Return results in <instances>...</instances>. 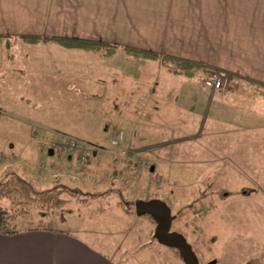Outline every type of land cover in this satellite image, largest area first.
Returning <instances> with one entry per match:
<instances>
[{
  "label": "rangeland",
  "instance_id": "obj_1",
  "mask_svg": "<svg viewBox=\"0 0 264 264\" xmlns=\"http://www.w3.org/2000/svg\"><path fill=\"white\" fill-rule=\"evenodd\" d=\"M79 6L80 3H38L35 5L37 9H33L48 16L40 14L41 17L36 18V12L27 6L33 16L25 20L30 23L44 20V24H50L53 31L82 30L91 37H115L118 33L125 37H141V40H160L162 37V43L169 52L264 78V33H218L215 32L217 28L208 32L212 28H207L205 23L201 26L202 21L208 20L200 18L193 19V33L172 34L169 30L190 29L182 25L189 19H162V25L159 18H95L86 16L89 11H81ZM105 13L111 12L104 10ZM132 25H137L139 30H154L151 34L135 33ZM117 26L123 28L118 30ZM197 30L199 32H195ZM99 55L51 42L31 44L13 40L8 45L0 44V181L19 175L32 182L38 190L58 186L63 190L61 197L66 200L62 208L29 203L19 188L11 186L6 197L0 200V206L14 217L15 228L51 226L53 220L43 218L67 212L69 207L84 200L83 197H88L86 200H91L92 209L96 210L98 199L90 196L99 188L114 189V201L132 214H136L135 201L138 199L161 198L167 202L176 215L172 230L187 238L200 264H240L256 256L260 258V264H264V188L259 191L258 181H250L239 170L230 168L224 155L218 151L222 147L205 143L204 138L194 136L198 130L184 125L191 116L198 118L197 114L190 112L191 105L196 108L201 105L198 108L202 111L206 110L208 103L196 95L199 87L192 79L205 85L212 78L220 79L221 88L214 89L222 93L241 80L222 71L197 66H187L186 76L172 74L170 67L160 60L123 51L110 57ZM77 58L104 59L103 63L99 62L101 65L93 66L98 72L95 74L97 77L92 75L88 78L87 85L93 89H89L92 94L87 97L78 95L80 92L67 86L68 80L57 66L61 59L66 64L67 59ZM117 71L118 82L114 83L111 76ZM108 75L110 80L104 78ZM139 77L157 81L172 91L167 93L168 105L161 113L141 115L133 120L131 127L136 122V129L142 133L140 138L139 133L136 134L134 144H131L127 129L122 128V124L125 127L130 125L131 116L128 113H111L114 110L109 100L115 90L121 95L131 91L133 80ZM102 79L105 82H100ZM97 91H103L102 94L108 97H99L100 92ZM172 96L180 98L173 101ZM192 96H196L194 102ZM200 117L204 118L203 115ZM121 133L124 134L123 140L115 144L114 139L119 141ZM65 135L86 141L91 163L95 162V152L102 156L105 153L103 148L111 145L114 149L106 151L107 159L116 161L122 158L123 168L114 172L111 167H106L105 162L104 174L97 170L90 172L86 166L79 165L77 152H60L54 156L74 153L78 164L72 167L65 180L57 177L52 181L50 175L53 174H48V171L53 169V165L47 150L52 141ZM251 147L253 156L250 162L256 164V157L264 154V145ZM242 148L251 152L248 147ZM254 153L258 155L254 156ZM131 156L135 162L133 165ZM153 166L157 170L151 176L149 171ZM260 180L264 182L263 178ZM60 182L66 184H58ZM247 189L249 192L243 194ZM121 190L125 194H119ZM214 200L217 208H211L210 202ZM201 203L204 207L199 210L197 207ZM207 206L211 209L208 210ZM140 217L142 219L133 228L131 224L124 227L135 228L132 236L123 233L127 238L124 241L126 245L135 234L145 235L151 229L148 238L141 236L134 242L137 244L138 240L143 242L147 239L141 248L150 250L153 264H185L176 249L160 244L154 238L156 222L147 215ZM99 221L102 223V218Z\"/></svg>",
  "mask_w": 264,
  "mask_h": 264
},
{
  "label": "crops",
  "instance_id": "obj_2",
  "mask_svg": "<svg viewBox=\"0 0 264 264\" xmlns=\"http://www.w3.org/2000/svg\"><path fill=\"white\" fill-rule=\"evenodd\" d=\"M24 3L31 4L26 5ZM38 3H80V10L89 11L86 16L95 18L103 16L134 19L159 18L162 25H164L162 19H189L182 22V25L190 29L169 30L172 34L181 32L193 33V19L200 18L208 20V22H201V26L205 23L207 28H212L208 32H213V29L217 28L215 32L218 33H264V0H0V35L5 36L0 41L1 45H8L13 40L24 41L22 38L24 36L90 39L118 43L122 46L153 51L160 55L188 59L202 65L223 69L238 80L240 79L241 81H238L224 93L215 90L209 82L205 85L200 84V81L196 79H192L196 82L197 88L199 87L196 95L202 96V100H207L208 103L206 110L202 111H200L201 108H198L201 105L197 107L198 109L196 106L191 105L190 112L197 114L198 118L191 116L184 125L198 130V133L194 136L204 138L205 143L222 147L218 151L228 161L227 165L232 169L239 170L250 181L260 182L259 184L257 183L259 188L255 186L259 191H263L264 182L260 178L264 179V154L257 156L258 154L254 153V156H257L255 161L257 165L251 164L250 160H252L253 156L251 146L264 145V78L169 52L162 43V37L160 40H151L150 38L141 40V37H125L119 33L115 37L104 35L91 37V35L85 34V31L82 30L76 32L72 30L68 32L53 31L49 28L50 24L49 26L44 24V20L36 23H30L25 20L29 16H33L30 10L33 8L37 9L35 5ZM27 6H31V9H28ZM35 9H33L36 12L35 15H37L35 17H41L40 14L42 13H38L40 11ZM104 10L111 13H105V15L103 14ZM44 15L48 16V14ZM136 26L132 25L135 33L151 34L152 30H154L149 29V31L147 28L139 30L136 29ZM169 26H172V24H169ZM199 26L200 22L198 23ZM129 27L131 28V24ZM142 27L144 28L143 25ZM122 28L117 26L118 30ZM195 32H199V30ZM70 49L81 50L77 48ZM82 59H67L66 64H63L64 60L62 61L61 59L57 66L67 78L69 83L67 86L80 92L78 95L87 97L92 94L89 89H93V87H90L91 85H87V82H89L88 78L92 75L97 77L95 74L98 70L95 67L101 65L99 62L103 63L104 59ZM93 66L95 67L93 68ZM165 68L167 67L165 66ZM171 73L173 74V72ZM116 75H118V71L111 76L114 83L118 82ZM106 77L110 80L109 75L104 78ZM144 79L141 77L134 79L136 82L134 83L133 80L131 91L124 92L121 95L120 92L115 93V90L110 100L107 99L114 110V112L110 111L111 113H128L131 116L130 125L127 124V127H125L122 124V128H126L129 133L128 138L131 144H134L133 139L136 134L139 133L140 136L138 135V137L140 138L142 133L136 129L137 124H135V121L131 127L133 120H137L141 115L148 116L150 113H161L162 109L167 108L166 106L168 105L167 93L169 94L172 91L166 90V86L159 85L157 81ZM102 81L105 82V79L100 82ZM200 90L201 93L199 92ZM78 92L75 93L77 94ZM97 92H100L99 97H108L106 92V95L102 94L103 91ZM96 95L98 96L97 93ZM171 98L173 101H177L180 97L177 96L175 98V96H172ZM195 98L196 96H192V102H194ZM194 109L198 111L194 112ZM211 112L213 113L212 116L210 115ZM202 115L204 118L200 117ZM242 147H248L251 152H247ZM113 149L111 145L108 148H103L105 153H102V156L95 152V162H89L86 170H90V172L97 170L98 173L104 174L105 162L106 167H111L114 172L118 168H123L122 158H117L116 161L111 158L112 162L107 159L106 151H113ZM48 153L50 163L53 165V169L48 171V174H53L52 176L50 175L52 181L57 177L62 181L65 180L66 176L72 172V167L74 165L77 167L78 160L74 158V153L73 155L69 154L60 157H55L50 151ZM129 154L132 155V153ZM132 158L131 156V164L133 162ZM156 170L157 167L153 166L149 174L152 176V173H155ZM251 171H254V173ZM58 184L66 183L60 182ZM248 192V189L244 190L243 194ZM95 193H93L95 196L92 195L90 198L98 199L96 210L92 209L91 200H86L88 197H83L85 201L77 202L75 206L69 207L67 212L43 218L52 219L54 223L51 226L39 225L30 228H17L13 233H0V264H153L152 258H150V250L141 248L147 242V239L143 242L138 240L137 244L134 242V239H140L141 236L148 238L151 229L145 235L135 234L130 243L126 245L124 241H127V238L123 233L132 236L135 229L132 228L142 218L137 214H132L130 210L125 211L121 204H117L114 201V189L99 188ZM119 194L123 195L125 191L121 190ZM210 203L211 208L216 207L215 200ZM202 206L204 207L201 203L197 208L200 210ZM211 208L207 206L208 210ZM216 208L214 209L216 210ZM112 217L114 218L112 219ZM99 218H102V223H100ZM130 224L132 228L129 226V228L124 229L126 225ZM158 250L162 249L158 248ZM260 261V258L256 256L247 258L240 264H260Z\"/></svg>",
  "mask_w": 264,
  "mask_h": 264
},
{
  "label": "trees",
  "instance_id": "obj_3",
  "mask_svg": "<svg viewBox=\"0 0 264 264\" xmlns=\"http://www.w3.org/2000/svg\"><path fill=\"white\" fill-rule=\"evenodd\" d=\"M5 36L0 35V41H2ZM23 40L27 43H39V42H53L60 45H64L69 48H77L85 51H93L97 54H100L105 57L113 56L115 53L119 51H123L125 53H130L135 56L147 57L149 59L160 60L164 65L169 66L171 72L174 74H184L186 68L189 66H197V67H206L212 68L217 71H222L232 75L231 73L218 69L215 67H210L207 65H202L200 63L179 58L170 55H160L153 51L122 46L118 43H109L102 42L90 39H76V38H66V37H58V36H24ZM188 66V67H187ZM13 186L19 188L25 199L29 203H39L44 205H49L53 208H62L66 204V200L61 197L63 190L61 187L52 186L50 188L38 190L35 188L32 182L27 181V179L22 176L17 175L14 179H8L5 181H0V200L6 197L8 189ZM148 216V215H147ZM152 219L150 216H148ZM14 217L9 213V211L2 206H0V233L9 234L13 233L17 230L13 225ZM153 220V219H152Z\"/></svg>",
  "mask_w": 264,
  "mask_h": 264
},
{
  "label": "water",
  "instance_id": "obj_4",
  "mask_svg": "<svg viewBox=\"0 0 264 264\" xmlns=\"http://www.w3.org/2000/svg\"><path fill=\"white\" fill-rule=\"evenodd\" d=\"M135 211L138 216L148 215L156 222L153 236L160 244L176 249L185 264H200L199 257L187 238L181 232L172 230L176 215L167 202L160 198L138 199L135 201Z\"/></svg>",
  "mask_w": 264,
  "mask_h": 264
},
{
  "label": "built area",
  "instance_id": "obj_5",
  "mask_svg": "<svg viewBox=\"0 0 264 264\" xmlns=\"http://www.w3.org/2000/svg\"><path fill=\"white\" fill-rule=\"evenodd\" d=\"M213 88H221L220 79L212 78L209 82ZM124 134L121 133L119 136V141L114 139L115 144H119L121 140H123ZM44 145V144H43ZM42 149H46L45 146H40ZM53 154H58L62 152H72L75 151L78 153L79 165L87 166L89 164V158L91 156V152L88 149V144L83 139L71 137V136H63L55 141H52L50 146L48 147ZM148 166V165H145Z\"/></svg>",
  "mask_w": 264,
  "mask_h": 264
}]
</instances>
